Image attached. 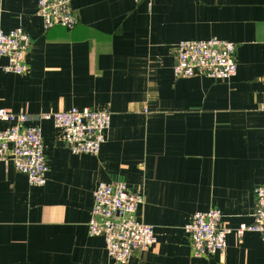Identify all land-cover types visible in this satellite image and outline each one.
I'll return each mask as SVG.
<instances>
[{
    "label": "crops",
    "instance_id": "0c3cea01",
    "mask_svg": "<svg viewBox=\"0 0 264 264\" xmlns=\"http://www.w3.org/2000/svg\"><path fill=\"white\" fill-rule=\"evenodd\" d=\"M71 5L74 28L45 30L38 0H0V27L31 39L27 74L0 67V107H109L110 128L99 154H75L52 120L27 122L42 127L47 182L30 186L11 159L0 161V264H115L88 222L95 188L117 180L145 192L137 218L157 237L127 264H264L260 235L235 233L252 223L264 183V0ZM211 36L236 43V74L175 77L174 46ZM211 208L233 232L224 252L194 257L184 226Z\"/></svg>",
    "mask_w": 264,
    "mask_h": 264
},
{
    "label": "built area",
    "instance_id": "2783aa9c",
    "mask_svg": "<svg viewBox=\"0 0 264 264\" xmlns=\"http://www.w3.org/2000/svg\"><path fill=\"white\" fill-rule=\"evenodd\" d=\"M143 0H135L141 2ZM37 13L45 30L61 25L74 28L79 13L71 0H38ZM31 47L29 34L21 27L9 31L0 27V67L5 72L25 75L29 72L27 56ZM175 77L206 76L228 80L237 72L236 43L211 36L203 39H184L175 46ZM260 109L264 112V101ZM35 119L52 120L60 131L61 140L75 154H99L111 124L109 107H90L43 112L32 115L0 107V161L12 160L15 168L25 174L30 186L45 185L49 170L48 158L40 124H27ZM5 124L2 127V124ZM253 221L242 224L236 235L243 237L253 231L264 240V183L254 189ZM143 190L131 191L123 181L99 184L93 192V206L88 222L91 236H103L108 255L115 264H127L136 252L157 243L154 226L137 218L139 206L145 202ZM218 208L197 211L185 224L194 257L224 252L232 228L223 224Z\"/></svg>",
    "mask_w": 264,
    "mask_h": 264
}]
</instances>
